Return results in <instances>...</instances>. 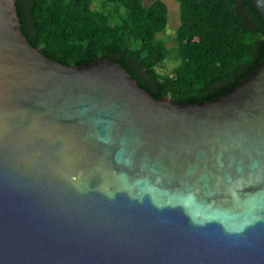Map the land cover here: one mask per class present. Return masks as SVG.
Here are the masks:
<instances>
[{
	"label": "water",
	"instance_id": "obj_1",
	"mask_svg": "<svg viewBox=\"0 0 264 264\" xmlns=\"http://www.w3.org/2000/svg\"><path fill=\"white\" fill-rule=\"evenodd\" d=\"M0 264H264V59L181 104L46 56L0 0Z\"/></svg>",
	"mask_w": 264,
	"mask_h": 264
},
{
	"label": "trees",
	"instance_id": "obj_2",
	"mask_svg": "<svg viewBox=\"0 0 264 264\" xmlns=\"http://www.w3.org/2000/svg\"><path fill=\"white\" fill-rule=\"evenodd\" d=\"M176 48L160 37L165 0H16L22 31L46 56L78 65L119 62L155 98L181 104L227 93L264 59V18L251 0H176ZM174 59L167 72L162 65Z\"/></svg>",
	"mask_w": 264,
	"mask_h": 264
},
{
	"label": "rangeland",
	"instance_id": "obj_3",
	"mask_svg": "<svg viewBox=\"0 0 264 264\" xmlns=\"http://www.w3.org/2000/svg\"><path fill=\"white\" fill-rule=\"evenodd\" d=\"M146 4L153 0H144ZM169 8V24L166 31L160 34V37L167 41V45L176 48L175 34L180 24L179 3L176 0H165ZM177 62L174 59L164 63L160 68L161 72H167L176 66Z\"/></svg>",
	"mask_w": 264,
	"mask_h": 264
}]
</instances>
